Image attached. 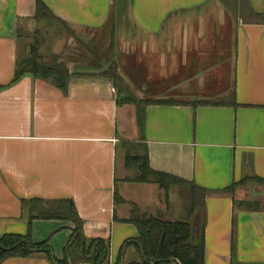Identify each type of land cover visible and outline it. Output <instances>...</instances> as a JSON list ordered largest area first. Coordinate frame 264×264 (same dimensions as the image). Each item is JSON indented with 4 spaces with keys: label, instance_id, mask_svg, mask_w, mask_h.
<instances>
[{
    "label": "crops",
    "instance_id": "obj_1",
    "mask_svg": "<svg viewBox=\"0 0 264 264\" xmlns=\"http://www.w3.org/2000/svg\"><path fill=\"white\" fill-rule=\"evenodd\" d=\"M41 1L75 32V40L58 38L53 54L72 77L66 91L30 74L13 83L28 33L48 22L35 19L37 0H0V236L29 237L50 252L2 264L64 259L73 223L33 219L34 200L45 209L73 202L86 242H110L111 264L122 248L120 264L142 263L138 230L127 223L132 205L170 223L185 209L178 191L136 183L128 152L207 191L205 264H264V23H245L238 0ZM250 7L264 15V0ZM111 25L122 27L121 51L113 54L109 41L95 53ZM132 48L147 81L171 82L151 94L148 84L128 90L146 102L142 123L137 106L123 103L127 96L102 76L115 63L130 85L117 55Z\"/></svg>",
    "mask_w": 264,
    "mask_h": 264
},
{
    "label": "trees",
    "instance_id": "obj_2",
    "mask_svg": "<svg viewBox=\"0 0 264 264\" xmlns=\"http://www.w3.org/2000/svg\"><path fill=\"white\" fill-rule=\"evenodd\" d=\"M239 15L245 23H264V15L256 14L251 10L250 0H238ZM38 22L47 21L59 28L60 32H65L69 37H75L66 24L57 19L41 0H37L36 18ZM31 53L26 59L19 61L13 83H16L24 75L30 74L38 79H52L56 86L66 91L68 80L72 77L67 69V65L59 56H53L47 62L38 54V47H30ZM103 77L112 79L115 84H121V77L118 74L117 66H111L102 73ZM123 103L135 104L139 109V122L142 123V108L146 102L137 100L130 93ZM125 144V147H128ZM127 167H137L139 176L136 183H155L160 189L168 192L170 188L178 187L181 201L184 203L185 220L170 223L156 220L153 217L140 215L136 206L132 205L131 218L127 223L133 224L139 233V238L135 242L143 252V261L140 264H205L206 247L204 243V233L201 230L197 238H193V218L205 210V197L207 191L189 184L171 175L157 173L150 169L146 156L133 157L130 152L127 155ZM40 201L34 200L31 211L35 214L33 219L42 220H64L70 221L74 225V230L69 245L64 253V259L56 264H68L72 259L74 251H80V263L84 260L88 264H109L110 242L104 240H92L86 242L82 235L83 222L79 218L75 206L71 201L56 202L55 208L45 209L36 205ZM89 244L88 246L86 244ZM74 250V251H73ZM121 249L116 264H120L123 256ZM50 252L47 245H36L29 237L20 235L0 236V264L10 258H27L34 253ZM79 259V258H78ZM77 261V260H76ZM138 264V263H132Z\"/></svg>",
    "mask_w": 264,
    "mask_h": 264
},
{
    "label": "rangeland",
    "instance_id": "obj_3",
    "mask_svg": "<svg viewBox=\"0 0 264 264\" xmlns=\"http://www.w3.org/2000/svg\"><path fill=\"white\" fill-rule=\"evenodd\" d=\"M126 25H128V24H126ZM112 26L113 25L110 26V29H113V30H111V32L109 30L108 32L103 33L102 36L104 35V37H108L110 34V37H112L111 39L109 38L110 39V51H112L113 54H116L117 51H121V49L118 50L119 49L118 45L120 43H122V35H123L121 32L122 27L121 26L119 27L118 32H117V28H116V31L114 32V28ZM122 26H124V25H122ZM36 30H35L36 33H34V29L28 33V36H27L28 38L26 37L27 47H25V54L22 58L23 59L27 58L26 52H28V46L31 45L30 47L34 48V50L37 49V47H38V54L43 58V60L45 62H47L50 58L53 57V54L55 53V51L59 49V48L55 49L56 43H58L60 41V39H58L60 36L59 28L56 25H54L53 23L48 22L45 24H43V23L39 24L37 26ZM35 40H39L40 44L38 43L37 46L34 45ZM103 46H106V40L101 41L99 39L97 44L96 45L94 44L92 49L95 53H97L99 50L102 49ZM133 52L134 53H132L129 56H127V55L123 56L120 54L117 55V58H118L117 60H118V62L121 63V67H122L121 69H122L124 76L128 80L131 81L130 85H129V83H126V82L122 85L123 81L121 82V84L117 85L118 88L121 90L123 96L128 95V93H129L128 90H130V91L132 90V92H133L136 90V88H139V87L143 88L147 84H148L147 93H149V94L158 92L159 90H170L171 89V86H170L171 82L170 81H166L167 83L163 82V81L156 83L154 81L151 82L149 80L148 81L146 80L147 79L146 78L147 72H145L146 71L145 68L142 67L145 64V62L142 61L138 48L135 49V51L133 49ZM118 74H119V71H118ZM159 83H160L161 88L156 85ZM179 190H180V188L174 187V188H170L168 191H176V192L178 191L179 192ZM165 200H166V198H165ZM167 201H168V199H167ZM182 204L183 205H180V207L184 208L185 207L184 203L182 202ZM196 215L199 218L198 225L200 228V232H199V235H200L201 229L203 226L204 214L202 212H199ZM145 216L148 217L147 214ZM186 217H187L186 214L182 215L179 218V221L185 220ZM153 218L156 220H161V217H159V216H155ZM161 221H163V220H161ZM86 245L88 246L89 244L87 243ZM74 252L76 254H78V251H74ZM78 258L79 259H77V261L76 260L75 261L69 260L68 264H88V263H86L87 261H84V260L80 263V257H78ZM109 264H111L110 261H109Z\"/></svg>",
    "mask_w": 264,
    "mask_h": 264
},
{
    "label": "flooded vegetation",
    "instance_id": "obj_4",
    "mask_svg": "<svg viewBox=\"0 0 264 264\" xmlns=\"http://www.w3.org/2000/svg\"><path fill=\"white\" fill-rule=\"evenodd\" d=\"M59 33H60L59 38L65 40V42H68V40L70 41V40H72V39L75 40V38H76V37H71V36L69 37L65 32H60V31H59ZM99 37H100V36H99ZM99 39H100L101 41H102V40H106V44H109V41H110V40H109V37L101 36ZM99 39H98V40H99ZM94 44H95V43H94ZM79 51H83V53H84V55H82V56L79 57L80 61H81V62H84L85 60H87V58L84 60V58H85V56H86V51H85L84 49H81L80 47H79ZM55 56H56V55H55ZM59 57H60V56H59ZM60 58H61V57H60ZM102 58H103V59H102L103 61H106V60L109 58V56H107V54H105V56H103ZM61 59H62V58H61ZM79 59H78V60H79ZM62 60L64 61V59H62ZM64 62H65V61H64ZM65 64H66V62H65ZM112 65H113V66H117L115 63H112ZM112 65H111V66H112Z\"/></svg>",
    "mask_w": 264,
    "mask_h": 264
},
{
    "label": "water",
    "instance_id": "obj_5",
    "mask_svg": "<svg viewBox=\"0 0 264 264\" xmlns=\"http://www.w3.org/2000/svg\"><path fill=\"white\" fill-rule=\"evenodd\" d=\"M199 218L196 215L193 219V227H192V231H193V238H197V236H199V232H200V228H199ZM143 255V252H142Z\"/></svg>",
    "mask_w": 264,
    "mask_h": 264
}]
</instances>
